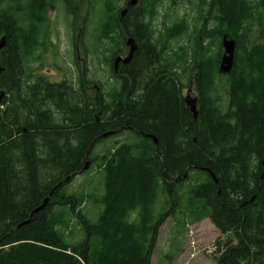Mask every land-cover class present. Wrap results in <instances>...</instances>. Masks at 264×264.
<instances>
[{
	"label": "trees",
	"instance_id": "trees-1",
	"mask_svg": "<svg viewBox=\"0 0 264 264\" xmlns=\"http://www.w3.org/2000/svg\"><path fill=\"white\" fill-rule=\"evenodd\" d=\"M84 1L0 0V264H151L158 231L171 218L180 228L208 220L226 236L216 264H264V0L204 1L197 34L217 44L214 61L197 39L192 48H172L188 30L185 18L161 32L139 6L120 23L117 0L98 10L86 0L83 14ZM51 3L64 7L74 29L82 23L77 39L93 26L86 44L93 46L80 52L123 55L131 38V63L117 76L107 62L108 78L95 91L82 75L77 85L34 75L29 63L45 45ZM222 36L236 44L229 75L218 73ZM180 70L194 74L196 118L183 102L188 83ZM94 169L104 194L60 193ZM86 202L99 206L95 219L81 209Z\"/></svg>",
	"mask_w": 264,
	"mask_h": 264
},
{
	"label": "rangeland",
	"instance_id": "rangeland-1",
	"mask_svg": "<svg viewBox=\"0 0 264 264\" xmlns=\"http://www.w3.org/2000/svg\"><path fill=\"white\" fill-rule=\"evenodd\" d=\"M127 1L129 0L116 1L118 2V14L123 10L124 4ZM204 1L192 0L191 3L187 1L181 3L177 0H139V3L135 7L139 6L141 9L140 14L142 13L145 16L146 23L150 24L156 31L163 32L165 28L173 25L176 20L185 18L188 23V30L182 38L171 43L172 48L183 45L192 48L197 39L207 48V52L204 55L205 60L211 59L214 61L218 53L217 44L213 42V39L205 40L201 38V34L199 37L197 34L206 22V11L208 7L204 4ZM103 2L104 0H93L95 10L100 9L103 6ZM81 5L82 13L84 14L91 4L85 0ZM49 6L47 8L48 24H46L45 34L42 39V41H45V45L31 57L29 66L32 70H35L34 75L38 77L44 76L50 83H59L65 78H73V83L76 84L78 77L83 74V68L81 63L78 66L75 64V49L76 47L81 49L80 46L84 48L93 46V44H90V46L86 45L91 40L88 33L92 31L93 26L85 24L86 27L83 34L77 39V29L79 30L82 27V23L78 22L74 29L62 5L56 3L52 6L51 3ZM153 8L154 13L152 12ZM119 22L121 23V19ZM208 26L206 25V27ZM206 29L208 30V28ZM80 54L82 60L85 56L87 57V68L89 67V71L82 76L91 81L88 83V87H97L99 81H104L105 78H108L109 72L105 71L107 69L105 64L111 60V56L99 55L97 57V55H92V53L89 54L88 52L86 54L80 52ZM199 57L200 53H197L194 59L196 60ZM192 58L189 55V63L193 60ZM156 59L160 63L159 66H168L163 61H159L160 59L157 54ZM199 62L200 60H196L195 67L199 66ZM76 67L79 68L78 71ZM177 72L184 85H187L189 77L193 78L194 76V74H190L185 77L186 71L184 70ZM186 90L187 87L183 89V96ZM194 90L196 91V89ZM91 91H94V89ZM218 91L219 96L225 99L224 91L220 88H218ZM195 93L197 94V92ZM116 140L121 139L116 138L113 141ZM102 149L103 145L96 149V154L102 153ZM98 171L94 169L73 176L60 189V193L68 197L82 195L83 198H89V196H92L91 198H97L101 196L105 193V190L102 185L101 175ZM82 208L86 210L85 212H87L88 217L94 219L100 211L99 206H96L93 202L84 203L81 206ZM223 239H226V236H221L218 230L208 220L202 221L197 225L180 228L174 219H167L158 231L152 251L151 264H216L215 260L222 252L220 246Z\"/></svg>",
	"mask_w": 264,
	"mask_h": 264
},
{
	"label": "water",
	"instance_id": "water-1",
	"mask_svg": "<svg viewBox=\"0 0 264 264\" xmlns=\"http://www.w3.org/2000/svg\"><path fill=\"white\" fill-rule=\"evenodd\" d=\"M139 0H130L126 7L120 12V19L124 18L125 14L128 11L129 7H135L138 4ZM5 46V37L0 38V51L4 48ZM126 46L128 47V53L126 56H117L114 60L113 67L116 70L119 64L127 65L131 62L133 55L135 51L137 50V46L134 42L133 39L128 38L126 40ZM221 57L219 61V66H218V73L221 75H229L232 68H233V63H234V54H235V43L233 40L228 39L226 36H223L221 39ZM3 72V68L0 67V76ZM5 97V93L0 90V104L2 100ZM197 101L198 97L191 91V89H188L183 96V102L186 106V108L189 109V111L192 113L193 117L196 118L198 115L197 111ZM107 135H104L103 137H106ZM150 138L155 140L153 136H150ZM89 168V162H86L83 170H87ZM51 195L46 198L42 204L36 208L34 211L31 212L29 221L33 219L34 215L37 214L38 212L42 211L48 204L49 199ZM28 222V221H27Z\"/></svg>",
	"mask_w": 264,
	"mask_h": 264
},
{
	"label": "flooded vegetation",
	"instance_id": "flooded-vegetation-1",
	"mask_svg": "<svg viewBox=\"0 0 264 264\" xmlns=\"http://www.w3.org/2000/svg\"><path fill=\"white\" fill-rule=\"evenodd\" d=\"M128 2L129 1H127L125 4H124V8L126 7V5L128 4ZM123 8V9H124ZM134 7H130V8H128V11H127V13L125 14V16L128 14V12H129V9H133ZM48 10H50V9H48ZM124 16V17H125ZM134 42H135V40H134ZM135 44H136V46H137V43L135 42ZM125 47H126V52L123 54V55H117V56H126L127 55V53H128V47L126 46V42H125ZM75 54H76V61H75V64L78 66V65H80V63H81V65H82V68H83V76H84V72L86 73L87 71H89V67L87 68V63H88V61H87V57L85 56L84 57V59L82 60L80 57V52H79V49H78V47H76V49H75ZM117 56H115V57H112L111 58V60H112V62H111V64H112V70H113V72H114V74L115 75H117V76H119V73H120V71H121V69L123 68V66H127V65H129V64H127V65H123V64H119V66L117 67V69L115 70L114 69V67H113V63H114V60H115V58L117 57ZM132 61V60H131ZM76 69H77V71L79 70V68L78 67H76ZM115 84H112L110 87H113ZM117 86V85H116ZM120 89L119 90H121V91H126L127 93H128V91H130V88L132 87L131 85H119L118 86ZM87 89H90V90H92V89H94V91L97 89L96 88V86H94V87H92V88H90V87H88L87 86ZM188 89H191V91L197 96V94L195 93L196 91L194 90V89H196L197 90V87H196V84H195V81H194V79L192 78V77H189L188 78V88H187V90ZM135 90V89H134ZM131 91H132V89H131ZM195 91V92H194ZM182 94H183V91H182ZM128 95V94H127ZM126 95V96H127ZM198 97V96H197ZM126 102V99H124V101H122V103H125ZM122 127L121 128H118V129H116V130H114V132L115 133H117V134H119L121 131H122Z\"/></svg>",
	"mask_w": 264,
	"mask_h": 264
},
{
	"label": "bare ground",
	"instance_id": "bare-ground-1",
	"mask_svg": "<svg viewBox=\"0 0 264 264\" xmlns=\"http://www.w3.org/2000/svg\"><path fill=\"white\" fill-rule=\"evenodd\" d=\"M129 1H130V0H129ZM138 3H139V2H138ZM48 5H49V4H48ZM48 7H50V6H48ZM129 8H130V7H129ZM135 8H136V7H135ZM24 9H25V8H24ZM207 14H208V13H207ZM221 39H222V37H221ZM231 40H232V39H231ZM233 41H234V40H233ZM234 43H235V42H234ZM220 44H221V43H220ZM242 44H243V43H242ZM242 44H241V45H242ZM235 45H236V44H235ZM153 51H154V50H153ZM22 55H23V54H22ZM108 62H109V61H108ZM24 63H25V62H24ZM117 78H118V77H117ZM43 84H44V83H43ZM129 84H130V83H129ZM1 91H2V90H1ZM186 91H187V90H186ZM3 92H4V91H3ZM4 93H5V92H4ZM85 95H86V94H85ZM5 97H6V94H5ZM5 97H4V98H5ZM24 97H25V96H24ZM3 100H4V99H3ZM3 100H2V101H3ZM1 103H2V102H1ZM208 103H209V102H208ZM103 104H104V103H103ZM0 105H1V104H0ZM187 110H188V108H187ZM191 115H192V114H191ZM193 118H194V117H193ZM122 133H123V132H122ZM110 134H111V133H108V135H110ZM105 135H107V134H105ZM116 135H117V134H116ZM152 140H153V139H152ZM154 141H155V140H154ZM124 215H125V214H124ZM121 220H122V219H121ZM183 223H184V222H183Z\"/></svg>",
	"mask_w": 264,
	"mask_h": 264
}]
</instances>
